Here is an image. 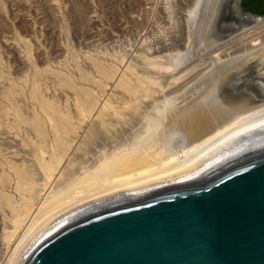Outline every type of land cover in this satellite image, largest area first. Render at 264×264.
<instances>
[{"label":"bare ground","instance_id":"6f19581e","mask_svg":"<svg viewBox=\"0 0 264 264\" xmlns=\"http://www.w3.org/2000/svg\"><path fill=\"white\" fill-rule=\"evenodd\" d=\"M222 1H178L180 33L172 37L173 41L176 37L175 41L184 45L185 56L176 55L163 63L158 60L164 68L174 66L169 75L166 69L163 70L166 75L161 74L167 78L160 81L167 82L162 83L165 84L163 89H158L157 76L153 79L151 72L146 76L155 80L154 83H149L137 69L138 74L127 78L126 72L131 67L128 61L113 72L111 85L102 86L94 100L79 101L70 92L69 96L62 95L70 106L66 124L57 127L52 123L50 140H42V136L32 133L38 143L35 149L27 148L28 145L23 147L21 141L11 135L12 131L10 134L2 131V140L13 143L12 147L17 145L20 154L17 153L16 159L27 166L32 176L31 180L25 176L24 180L16 181L23 185V192H28L27 197L23 194L24 199L28 196L37 199L34 207H29L30 203L27 209L19 207L10 224L14 229L3 236L8 242L18 226L22 229L2 264L11 263L18 248L35 230L29 247L21 255V264L36 244L84 213L200 179L264 149V97L234 104L212 99L219 84L231 72L243 70L251 60L262 64L264 59V17L250 19L249 23L254 22L252 25L240 32L237 30L238 33L226 41L217 42L208 37ZM165 46L162 44L163 48ZM203 50L210 51L206 59L180 66L196 51ZM148 60L155 69V60ZM188 66V71L193 70L191 75L177 82L181 77L179 71ZM146 68L150 71V67ZM151 82L157 88L150 85ZM64 97H60L61 100ZM25 106L28 109L30 105ZM31 126L22 127L31 133L34 130H30Z\"/></svg>","mask_w":264,"mask_h":264},{"label":"rangeland","instance_id":"374dc122","mask_svg":"<svg viewBox=\"0 0 264 264\" xmlns=\"http://www.w3.org/2000/svg\"><path fill=\"white\" fill-rule=\"evenodd\" d=\"M178 1L0 0V135H3L2 131L8 134L12 131L11 135L16 137L19 143L21 141L23 147L28 145L27 148L35 149L38 144L36 135L42 136V140H50L53 137L52 123L57 127L66 124L65 116L69 113L70 106L65 100V95L72 94L79 101L94 100L100 94L102 86L111 85L113 72H117L123 63L128 61L135 70L130 67L126 72L127 78L140 71V75H144L146 80L149 79V83L156 76V85L160 86V81H167L163 76L174 70V66L164 68L159 64L176 55L185 56L184 45L175 41L180 33L177 26ZM225 3L226 0H223L208 36L217 42L230 39L238 31L254 23L247 21L233 28L227 27L228 21L224 18ZM172 35L176 36L174 41ZM162 44L166 45L165 48ZM209 52L196 51L180 66L193 63L196 59H206ZM148 59L150 62L155 60L154 63L159 68L155 65L153 69L154 65L148 63ZM141 60L148 61L146 66L150 67V71H146L149 68H146L145 62V70L143 69ZM259 66L263 69H258ZM188 70L189 66L179 71L181 77L177 82L187 80L193 72ZM257 70L264 72V59L262 64L251 60L243 70L231 72L219 84L212 99L224 104H234L263 98L264 88L260 87L264 86V77L257 75ZM150 72V77L154 75L152 80L146 76ZM152 82L150 85H153ZM162 83L160 87L157 85L160 90L165 86ZM147 85L150 87L148 83ZM59 94L64 97L62 100ZM25 105L30 106L27 109ZM26 110L33 113L30 114ZM46 115H50L51 119ZM26 125L28 128L32 125L30 130L34 128L31 133L28 132L30 136L26 135ZM20 128L25 129L24 132ZM1 136L0 242H3L0 243V264L4 263L22 232L18 226L8 242L3 239L5 234L9 235L11 229H14L10 224L16 212L23 207L27 209L29 203V207L37 204V199L33 197L28 196L30 201H27L28 198L24 199L23 194L27 197L28 192H23V185L16 182L17 179L24 180L25 176L27 180L32 179L27 166L16 159L20 149L17 145L12 147L13 143L3 141ZM8 144L11 147L7 146ZM7 149L13 151L9 152ZM35 233L36 230L32 235ZM32 235L18 248L10 264H21V255L29 247Z\"/></svg>","mask_w":264,"mask_h":264},{"label":"water","instance_id":"95a60500","mask_svg":"<svg viewBox=\"0 0 264 264\" xmlns=\"http://www.w3.org/2000/svg\"><path fill=\"white\" fill-rule=\"evenodd\" d=\"M263 15L226 0L229 28ZM22 264H264V149L200 179L84 213Z\"/></svg>","mask_w":264,"mask_h":264},{"label":"flooded vegetation","instance_id":"af4514ba","mask_svg":"<svg viewBox=\"0 0 264 264\" xmlns=\"http://www.w3.org/2000/svg\"><path fill=\"white\" fill-rule=\"evenodd\" d=\"M241 5L245 10L264 14V0L258 2V0H241Z\"/></svg>","mask_w":264,"mask_h":264},{"label":"trees","instance_id":"16d2710c","mask_svg":"<svg viewBox=\"0 0 264 264\" xmlns=\"http://www.w3.org/2000/svg\"><path fill=\"white\" fill-rule=\"evenodd\" d=\"M260 1H263V0H258V2H260Z\"/></svg>","mask_w":264,"mask_h":264}]
</instances>
